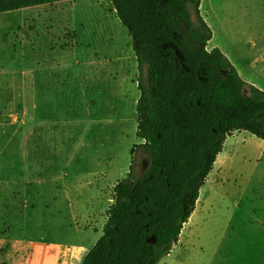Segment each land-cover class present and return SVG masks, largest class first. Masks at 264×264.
<instances>
[{
  "label": "rangeland",
  "instance_id": "rangeland-1",
  "mask_svg": "<svg viewBox=\"0 0 264 264\" xmlns=\"http://www.w3.org/2000/svg\"><path fill=\"white\" fill-rule=\"evenodd\" d=\"M199 10L206 48L264 91V0H203ZM137 78L109 0L0 14V262L21 260L13 249L23 245L33 246L30 264L73 249L81 254L64 263H82L113 186L130 166L134 178L149 167L136 148ZM204 183L158 264H264V143L233 132Z\"/></svg>",
  "mask_w": 264,
  "mask_h": 264
},
{
  "label": "trees",
  "instance_id": "trees-1",
  "mask_svg": "<svg viewBox=\"0 0 264 264\" xmlns=\"http://www.w3.org/2000/svg\"><path fill=\"white\" fill-rule=\"evenodd\" d=\"M69 0H0V14ZM131 39L139 97L132 166L112 188L101 236L81 264H158L188 223L233 132L264 143V91L241 79L202 19L201 0H109ZM133 153V149H131Z\"/></svg>",
  "mask_w": 264,
  "mask_h": 264
},
{
  "label": "crops",
  "instance_id": "crops-1",
  "mask_svg": "<svg viewBox=\"0 0 264 264\" xmlns=\"http://www.w3.org/2000/svg\"><path fill=\"white\" fill-rule=\"evenodd\" d=\"M202 1L203 0H201V2H200V8H201V4H202ZM199 8V9H200ZM199 12H200V10H199ZM211 42V41H210ZM229 57V56H228ZM192 215V214H191ZM31 248V249H30ZM32 248H33V246L31 247H28V251H26V247H24L23 245L22 246H18V247H15L14 249H13V253L15 254V252H16V250L18 251V255H21V256H23L22 258H21V260L19 259V260H12L11 259V263L10 264H30V257H31V254H32V252H33V250H32ZM75 253H78V254H81L80 253V251H77L76 249H73L72 251H68L67 253H65V251L64 252H61V253H59L58 255H56L54 258H53V261H51L50 262V264H66V263H64V261L66 260V254H67V258H69L70 259V257H69V255L70 256H73ZM5 256H6V261H9V258H8V256L10 255V251L9 252H7L6 254H4ZM15 255H17V254H15ZM24 256H26V257H24ZM3 258V257H2ZM2 260V259H1ZM23 261V262H22ZM83 261V260H82ZM0 264H5V261H3V262H0Z\"/></svg>",
  "mask_w": 264,
  "mask_h": 264
},
{
  "label": "bare ground",
  "instance_id": "bare-ground-1",
  "mask_svg": "<svg viewBox=\"0 0 264 264\" xmlns=\"http://www.w3.org/2000/svg\"><path fill=\"white\" fill-rule=\"evenodd\" d=\"M200 198V197H199ZM199 201V200H198Z\"/></svg>",
  "mask_w": 264,
  "mask_h": 264
}]
</instances>
